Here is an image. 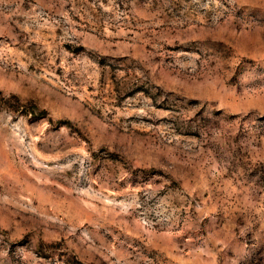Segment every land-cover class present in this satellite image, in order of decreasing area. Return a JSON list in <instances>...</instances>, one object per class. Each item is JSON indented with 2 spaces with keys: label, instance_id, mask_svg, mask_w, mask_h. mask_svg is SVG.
Instances as JSON below:
<instances>
[{
  "label": "rangeland",
  "instance_id": "obj_1",
  "mask_svg": "<svg viewBox=\"0 0 264 264\" xmlns=\"http://www.w3.org/2000/svg\"><path fill=\"white\" fill-rule=\"evenodd\" d=\"M0 264H264V0H0Z\"/></svg>",
  "mask_w": 264,
  "mask_h": 264
}]
</instances>
